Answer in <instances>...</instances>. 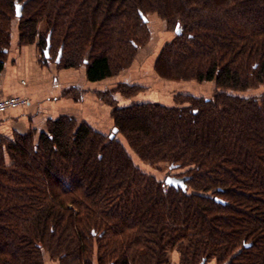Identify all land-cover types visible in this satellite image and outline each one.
<instances>
[{"label":"trees","instance_id":"1","mask_svg":"<svg viewBox=\"0 0 264 264\" xmlns=\"http://www.w3.org/2000/svg\"><path fill=\"white\" fill-rule=\"evenodd\" d=\"M150 14L179 31L157 74L217 91L118 107L115 93L140 91L118 84L102 96L113 138L63 117L38 143L30 132L2 144L0 264H93L94 253L99 264H172L175 250L178 264H264V94H234L264 85V0H0V71L16 23L43 62L61 54L59 67H86L91 82L114 77L148 42ZM130 152L183 169L185 188H165Z\"/></svg>","mask_w":264,"mask_h":264},{"label":"crops","instance_id":"2","mask_svg":"<svg viewBox=\"0 0 264 264\" xmlns=\"http://www.w3.org/2000/svg\"><path fill=\"white\" fill-rule=\"evenodd\" d=\"M139 64L140 62L134 64L118 76L91 82L87 77L86 67L65 69L56 62H43L38 43L19 45L18 30H13L11 46L4 68L0 71V100L26 97L30 104L0 114V146L13 142L17 134L25 135L30 132L34 134L35 143H38L40 135L48 131L49 123L63 117L78 123L85 122L95 131L109 135L115 126L112 113L114 107L102 98L103 94L118 84L142 83L152 86L156 82V74L152 71L154 68H148L145 75L141 76L143 71H140L142 69ZM159 85L161 89L151 90L147 92V96L137 94L131 100L115 93L112 98L118 107L147 100L171 106L174 96L198 94L193 84L166 81ZM200 92L205 93L202 87ZM92 259L93 264H99L97 253L93 254ZM171 259L172 264H178L179 253L175 251ZM43 264L60 262L45 254Z\"/></svg>","mask_w":264,"mask_h":264},{"label":"rangeland","instance_id":"3","mask_svg":"<svg viewBox=\"0 0 264 264\" xmlns=\"http://www.w3.org/2000/svg\"><path fill=\"white\" fill-rule=\"evenodd\" d=\"M147 19H148V27L150 30L148 42L144 46H142L138 49L137 54H136L132 64L128 68L123 70L121 73H119L118 75L126 72L127 70L132 68L134 66V64L140 62L139 66H141V69H142L140 71H143L142 72L143 75H141V76L145 75V72L147 71L148 68L149 69L154 68V70H152V71L156 74L157 78H156V82L153 83L152 86H148V85H145L142 83L138 84L137 86L140 88V91L138 93V94H140L139 96H144V95L147 96L149 94V93L147 94V92H149L151 90L157 91L158 89H161L160 85H159V83H161V82L175 81L177 83L195 85L194 88L198 92V94H196L195 96L204 97L207 99L212 98L214 96L215 92L217 91V86L214 82H202L201 83V82H198L197 80H194V79L193 80H172V79L162 78L161 76H159L157 74V72L155 70L156 62L158 61L163 48L168 43H170L171 41H173L176 38L177 33L173 29V27L167 26V23L164 20H162L157 14H150L147 16ZM40 28H42L43 30L46 29L45 22H41ZM13 30H18V25L16 23L14 25ZM148 71L151 73L150 70H148ZM118 75H116V76H118ZM110 78H112V77H110ZM140 80H141L140 82H142V79H140ZM126 85L132 86L129 84H126ZM116 87H114V88H116ZM201 87L205 91V93H203V94H201V92H200ZM114 88H112V89H114ZM118 94H121V93H118ZM185 94H187V93H185ZM234 94L239 95V96H243V97H259L262 94H264V85H261L260 87H257V88L248 89L247 91H244V92H234ZM192 95H194V94H192ZM175 98H176V96H174V103H175ZM129 99L132 100V98H129ZM136 103H159V102H155L154 100H147V101H141V102H136ZM174 103H173V105H174ZM132 104H135V102ZM132 104L130 103L128 106H130ZM173 105H171V106H173ZM120 107H126V106H120ZM111 133L113 134V131ZM125 144H126V142H125ZM127 148H128V146H127ZM130 153L132 155L134 162L144 172H147L149 174H153L154 176H156V178L159 181H163L165 188H167V186L165 185L166 177L177 176V175L181 174L182 172H184L183 169H177V170L174 169L173 170V169L169 168V165H167L165 163H162V164H159L157 166L152 167V166L138 160L137 156L133 152H130ZM145 164H146V166H144ZM175 251H173L171 253V258H172V255ZM176 252H178V251H176ZM211 262H214V261H210L207 264H210Z\"/></svg>","mask_w":264,"mask_h":264},{"label":"water","instance_id":"4","mask_svg":"<svg viewBox=\"0 0 264 264\" xmlns=\"http://www.w3.org/2000/svg\"><path fill=\"white\" fill-rule=\"evenodd\" d=\"M22 16V6H18L17 7V18H21ZM145 22H148V19L147 18H144ZM178 30H177V34H178ZM48 53H49V48L46 50V54L48 56ZM61 60V54H59L57 60H56V63L58 64ZM85 64H87L89 62V59L86 58L85 59ZM117 133V129H113V134L111 135V138L114 137V134ZM185 181H186V178H177V177H174V176H168L166 177L165 179V185L168 186V187H175V188H185ZM221 202V200H218ZM202 264H205V261L202 263Z\"/></svg>","mask_w":264,"mask_h":264},{"label":"built area","instance_id":"5","mask_svg":"<svg viewBox=\"0 0 264 264\" xmlns=\"http://www.w3.org/2000/svg\"><path fill=\"white\" fill-rule=\"evenodd\" d=\"M29 104L30 100L26 97H9L2 99L0 100V114Z\"/></svg>","mask_w":264,"mask_h":264}]
</instances>
